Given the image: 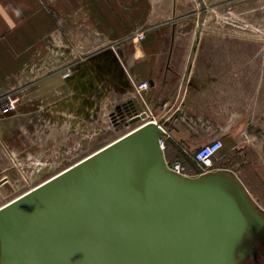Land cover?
I'll return each instance as SVG.
<instances>
[{
    "label": "crops",
    "instance_id": "crops-1",
    "mask_svg": "<svg viewBox=\"0 0 264 264\" xmlns=\"http://www.w3.org/2000/svg\"><path fill=\"white\" fill-rule=\"evenodd\" d=\"M177 1L0 0V206L24 176L23 154L66 150L62 137L78 128L82 140L90 119L125 130L112 113L130 101L164 127L168 161L197 175L196 149L222 139L226 162L213 170L234 171L264 201L263 85L234 66L230 36L175 16ZM15 90L19 105L4 113Z\"/></svg>",
    "mask_w": 264,
    "mask_h": 264
},
{
    "label": "water",
    "instance_id": "water-1",
    "mask_svg": "<svg viewBox=\"0 0 264 264\" xmlns=\"http://www.w3.org/2000/svg\"><path fill=\"white\" fill-rule=\"evenodd\" d=\"M136 112L133 115V112ZM125 134L0 206V264H241L264 211L232 170L169 167L133 102Z\"/></svg>",
    "mask_w": 264,
    "mask_h": 264
},
{
    "label": "rangeland",
    "instance_id": "rangeland-1",
    "mask_svg": "<svg viewBox=\"0 0 264 264\" xmlns=\"http://www.w3.org/2000/svg\"><path fill=\"white\" fill-rule=\"evenodd\" d=\"M175 7L177 8L175 16L195 20V30L201 27L199 31L201 33L230 36L234 47V66L238 65L242 71L247 72L244 75L245 80L258 82L264 88V0H180L176 2ZM79 44L74 42V46ZM262 92L263 105L260 107L264 110V89ZM11 94L18 95L16 90L9 95ZM137 125L133 124L125 130L114 132L113 126L107 121L90 119L83 123V126H86L83 141L78 128H74L69 137H62L67 139L66 150L54 147L49 151L46 147L36 145L30 155H22L24 176L19 179L13 178L12 185L8 188L13 191L11 198L86 157ZM258 142H264V137ZM225 162L223 155L218 157L214 168L222 166ZM250 194L264 209V201L255 193Z\"/></svg>",
    "mask_w": 264,
    "mask_h": 264
},
{
    "label": "built area",
    "instance_id": "built-area-1",
    "mask_svg": "<svg viewBox=\"0 0 264 264\" xmlns=\"http://www.w3.org/2000/svg\"><path fill=\"white\" fill-rule=\"evenodd\" d=\"M137 35L141 39H143L145 36L143 31L138 32ZM71 74H72V71L70 69H67L63 73L65 77H69L71 76ZM149 85H150L149 81L140 82L137 86L138 93L141 96H143L144 91L149 87ZM19 99L20 98L18 95H14V94L9 95L7 97V104L3 108V112L8 113V112H11L17 109L19 102H20ZM161 143L164 147L163 136L161 138ZM223 147H224L223 140L218 138V139H213L207 143H204L203 145H201L199 148L196 149L193 157L197 165L200 167V171H201L200 173L207 172V171L214 169L215 161L218 159L219 153ZM167 163L169 167L172 168L173 170L179 173L187 174L186 166L183 164L182 161L180 160L168 161L167 160Z\"/></svg>",
    "mask_w": 264,
    "mask_h": 264
},
{
    "label": "flooded vegetation",
    "instance_id": "flooded-vegetation-1",
    "mask_svg": "<svg viewBox=\"0 0 264 264\" xmlns=\"http://www.w3.org/2000/svg\"><path fill=\"white\" fill-rule=\"evenodd\" d=\"M114 122L117 123V125L124 124V120L120 118L118 120L114 119ZM259 207L264 211L260 205ZM252 244L255 247L256 252L244 260L241 264H264V228L259 233L254 234Z\"/></svg>",
    "mask_w": 264,
    "mask_h": 264
},
{
    "label": "bare ground",
    "instance_id": "bare-ground-1",
    "mask_svg": "<svg viewBox=\"0 0 264 264\" xmlns=\"http://www.w3.org/2000/svg\"><path fill=\"white\" fill-rule=\"evenodd\" d=\"M263 232V231H262ZM257 235V234H256Z\"/></svg>",
    "mask_w": 264,
    "mask_h": 264
}]
</instances>
